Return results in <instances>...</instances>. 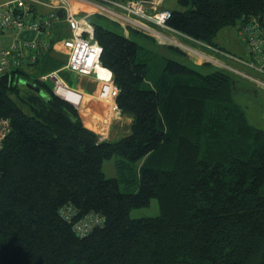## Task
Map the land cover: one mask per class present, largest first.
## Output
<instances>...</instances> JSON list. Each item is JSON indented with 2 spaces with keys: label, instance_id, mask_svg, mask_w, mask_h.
Here are the masks:
<instances>
[{
  "label": "trees",
  "instance_id": "obj_1",
  "mask_svg": "<svg viewBox=\"0 0 264 264\" xmlns=\"http://www.w3.org/2000/svg\"><path fill=\"white\" fill-rule=\"evenodd\" d=\"M177 3L168 23L220 53L195 47L249 58L241 41L246 57L214 39L264 16V0ZM94 20L130 131L99 139L39 77L19 68L1 79L0 117L11 131L0 149V264H264V129L235 100L238 79ZM112 156L116 176L107 177ZM152 198L157 216L129 215ZM66 205L71 221L59 211ZM90 212L103 223L79 236L72 223Z\"/></svg>",
  "mask_w": 264,
  "mask_h": 264
},
{
  "label": "built area",
  "instance_id": "obj_2",
  "mask_svg": "<svg viewBox=\"0 0 264 264\" xmlns=\"http://www.w3.org/2000/svg\"><path fill=\"white\" fill-rule=\"evenodd\" d=\"M27 2L50 9L43 14L38 13ZM58 10L61 11V16L57 14ZM79 11L83 12L79 13ZM93 15L119 25L125 36H129L130 30H136L154 38L162 45L177 47L194 56L200 54L203 61L234 71L264 88V16H253L235 25L237 36L248 52L249 58L224 53L227 59L241 64L243 68L248 69L247 71L232 67L224 63L221 58L182 42L180 38L206 45L168 23L171 9L164 6V0H7L2 2L0 3V81L4 76L10 75L13 70L37 64L40 56L53 46V25L63 21L70 30L69 35H63L60 38L68 55L63 68L76 75H92L98 79L101 82L98 96L108 100L113 87L112 73L100 62L102 48L94 39ZM206 46L220 53L219 49ZM98 66L106 70L108 75H100ZM40 79L43 82L52 80V91L59 97L66 99L60 93L65 89V91L73 92L80 100L81 93L70 87L56 70L44 73ZM105 85H111L109 94ZM72 103L79 105V101L72 100ZM109 107L108 116L111 111L120 112L115 98L110 101ZM10 131V120L0 117V149ZM59 211L67 221H71L75 215L70 205L61 207ZM102 223L101 215L90 212L74 221L72 227L79 236H84L94 226Z\"/></svg>",
  "mask_w": 264,
  "mask_h": 264
},
{
  "label": "rangeland",
  "instance_id": "obj_3",
  "mask_svg": "<svg viewBox=\"0 0 264 264\" xmlns=\"http://www.w3.org/2000/svg\"><path fill=\"white\" fill-rule=\"evenodd\" d=\"M2 0H0L1 3ZM166 3L168 4L167 6L169 8H180L179 4L177 3V0H166ZM95 23H101L103 25H106L107 27L113 28L116 31L122 32L124 35L125 33L123 32V29L105 19L102 17H98L95 16ZM147 35H143L140 32H135L133 30H130L129 32V37H131L132 39L136 40L137 42L141 43V44H154L157 46H161L162 44L158 43L154 38L151 39L152 37L147 36ZM182 42L184 43H189L192 46H196L193 42L187 40L186 38H180ZM214 41L224 47L225 49L228 50H232L236 53H239L240 55L246 57L247 55H243V49H242V43L240 42L239 38L237 37L236 34V30L234 28V26H228L226 28L221 29L217 35L215 36ZM163 47L161 49V51L165 50L166 54L170 57H173L175 59L178 60H184L185 57L183 55H181L179 52H177L175 49H171V48H166ZM238 48V50H237ZM241 49V50H240ZM244 53H245V49H244ZM188 59L189 60H193L195 63L198 62L199 63H203L204 61L202 60V56L200 54H198V56H194L191 54H188ZM214 55V54H213ZM216 56V55H214ZM221 58V60L224 61V63L231 65L232 67H237V68H243V66L239 65L238 63H235L229 59L223 58V57H219ZM216 64L214 63H206V64H202L200 66H197V68L202 71V72H208L211 71L215 68ZM58 66V65H57ZM40 68V64H36V65H30V66H26L24 67L25 70H27V72H29V74H32L33 76H37V77H41L44 73L43 70L39 69ZM245 69V68H243ZM43 72V73H42ZM232 75L237 78V82L236 83V87L239 89L245 88L242 91H236L235 93V100L237 102H239L243 107H245L246 109V113H247V118L248 120L254 124L256 127H260L262 129H264V88L255 85L253 82H251L249 79L239 75L238 73H234L233 71L231 72ZM60 76L62 77V79L71 87H75L76 83L78 82V76L74 75L73 73H69L65 70H63L60 73ZM41 80V79H40ZM47 84V86L52 87V80H48L47 82H45ZM113 83V87H112V93L111 96L108 100H106L105 98H101L102 99V105L99 108L94 109L93 111L90 109V114L86 113L88 116L90 115L91 118H94L96 116V118L98 119V122L101 123V128L102 130H100L97 134H98V138L105 140V139H112V138H116V137H121L124 134L128 133L130 131V124L128 125L127 123H125V119L126 117L123 116L121 112H117V111H111V114L108 116V111H109V103L112 99L116 98V95L119 91L118 87ZM241 87V88H240ZM99 94V93H98ZM100 97V96H99ZM64 99V98H63ZM66 101L70 102L72 105H74L72 103V101L65 99ZM116 100V99H115ZM116 102V101H115ZM81 104V102H80ZM80 104L79 105H74L78 111H80V118L81 120H83V124H88L89 122L86 120L85 115L83 116L82 113L83 111L80 108ZM106 119V120H105ZM116 119V120H115ZM114 121H118L117 123L122 124L121 127L118 126H111L113 123H116ZM103 126V127H102ZM127 128H129L128 132H126ZM113 133H116L117 135L115 137L110 138L109 136H112ZM103 135H106L104 138ZM109 137V138H108ZM115 156L110 157L109 159H105L102 163V171L104 172V174L107 177H114L116 176V168H115ZM159 214V206H158V201L156 198H152L149 202V204L147 206H143V207H137V208H132L129 212V215L132 218H136V217H152V216H157Z\"/></svg>",
  "mask_w": 264,
  "mask_h": 264
},
{
  "label": "crops",
  "instance_id": "obj_4",
  "mask_svg": "<svg viewBox=\"0 0 264 264\" xmlns=\"http://www.w3.org/2000/svg\"><path fill=\"white\" fill-rule=\"evenodd\" d=\"M5 1H7V0H2L1 3L5 2ZM27 4L33 6L34 9L38 13H42V14L49 11V9H50V8L43 6V5L32 4L31 2H27ZM167 5L168 4L166 3V0H164V6L168 7ZM169 9H171V8H169ZM82 12L83 11H79V13H82ZM94 17H95V15L92 16V20L94 19ZM69 34H70V30L63 21L57 22L53 25V29H52L53 46L50 48L49 51H47L45 54L41 55L38 62H37V64L38 63L40 64V67L42 66L44 68L45 72L56 70L57 74H59V76H60V73L63 70H65L69 73H73L74 75H76L74 72H72L70 70H66L63 68L64 64L67 61L68 55H67V50L63 48L62 43L60 42V38L63 37V35H69ZM243 48L244 47H242V49ZM237 50H238V48H237ZM239 53H241V52H239ZM242 54L243 55L245 54L244 49H243ZM54 59L57 61H55ZM191 61L193 63H195L193 60H191ZM195 64H198V62H196ZM46 66L48 68H46ZM76 76H78V82L76 83L75 87H72V86L71 87L74 88L79 93H81L80 94L81 95V97H80V100H81L80 101L81 102L80 108L83 111L82 115L83 116L85 115L86 120L89 122V125L86 123L84 125L87 128L93 130L95 133H98L100 130H102V129H100L101 123L98 122L99 118L97 119L96 116L94 118L90 117V115H91L90 109L93 111L94 109H96V108L100 109V107L103 106L102 105L103 101L98 96V93H99L100 88H101V82L98 79H96L95 77H93L92 75H76ZM78 113L80 115L81 112L78 111ZM86 113H88L90 115L88 116ZM122 115L126 117L125 123H127L129 125L131 123V117L126 115V114H122ZM114 122H116V123H113L111 126H115V125L118 127L122 126V124L117 123L118 121H114ZM128 130H129V128H127L126 132H128ZM116 135H117L116 133H113V135L109 136V137L112 138V137H115ZM105 136L106 135H103L102 138H104ZM116 139H118V137L112 138V140H116Z\"/></svg>",
  "mask_w": 264,
  "mask_h": 264
},
{
  "label": "bare ground",
  "instance_id": "obj_5",
  "mask_svg": "<svg viewBox=\"0 0 264 264\" xmlns=\"http://www.w3.org/2000/svg\"><path fill=\"white\" fill-rule=\"evenodd\" d=\"M97 70L99 71V74L100 75H103V76H107L108 75L107 72H106V70L101 69L100 66L97 67ZM110 86L111 85H105V89L108 92V93L107 92H105V93L109 94V92H110ZM60 93L63 94L66 99H68L70 101H72V100L73 101H79V104H80V101L81 100H78L77 96L73 92H71V91H65V89H64ZM102 96H104V95H102Z\"/></svg>",
  "mask_w": 264,
  "mask_h": 264
},
{
  "label": "water",
  "instance_id": "obj_6",
  "mask_svg": "<svg viewBox=\"0 0 264 264\" xmlns=\"http://www.w3.org/2000/svg\"><path fill=\"white\" fill-rule=\"evenodd\" d=\"M57 14H58L59 16H61V11L58 10ZM22 83H24V84L30 86L31 88H34V89H36L37 91L40 92L39 87H37L36 85H33V84H31L30 82H28V81H24V80L22 81Z\"/></svg>",
  "mask_w": 264,
  "mask_h": 264
}]
</instances>
